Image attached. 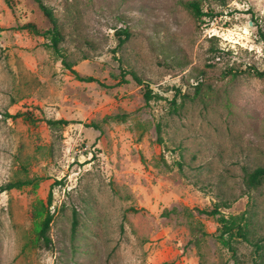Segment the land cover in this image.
<instances>
[{"label":"rangeland","instance_id":"rangeland-1","mask_svg":"<svg viewBox=\"0 0 264 264\" xmlns=\"http://www.w3.org/2000/svg\"><path fill=\"white\" fill-rule=\"evenodd\" d=\"M43 2L60 56L21 29H49L32 0H0V264H235L198 213L218 204L247 219L264 264V182L243 183L264 165V0Z\"/></svg>","mask_w":264,"mask_h":264},{"label":"trees","instance_id":"trees-1","mask_svg":"<svg viewBox=\"0 0 264 264\" xmlns=\"http://www.w3.org/2000/svg\"><path fill=\"white\" fill-rule=\"evenodd\" d=\"M8 3L9 0H4ZM38 7L39 11L41 12L42 16L46 19L49 24V29L44 32H39L33 24H25L22 26L21 29H28L31 33L41 36L48 41L47 47L48 49L52 50L56 55L60 56V44L63 41L61 29L59 27L57 18L54 16V13L51 8L46 6L43 0H32ZM188 8H190L196 17H213L212 14L209 12H203L201 5L198 2L192 1L186 4ZM124 36V39L118 38L119 44L125 42L126 39L129 38V34L126 30L121 31L119 37ZM263 36V34H261ZM86 59V58H84ZM63 66L65 69L69 70L72 74L77 76V73L72 70V67L75 65L74 62H67L66 60L62 61ZM259 77L264 76V69L261 72H256ZM81 81H93L91 78H79ZM140 83L139 80H137ZM151 92L145 94L146 101L148 102L151 99ZM47 124L50 127L55 126H66L67 122L59 120V121H47ZM264 182V165L255 166L251 169L244 170L243 175V183L246 189H256L261 183ZM32 180L26 178L22 180L19 184H8L5 187L1 188L2 191L10 190L13 188L30 185ZM47 207L50 208L52 204V193L51 191L48 193L47 200H46ZM226 204L223 205H214L212 208H205L203 210H198L199 214L216 217L217 224H218V232L220 239H226L225 243L227 248L231 252V257L235 260V264H238L236 260L235 250L231 246V241L233 239H241L243 242L248 243L254 248V251L257 254V259L254 261V264H263V259L260 255L263 245L261 244V240L254 241L253 238L250 237L248 229V222L247 219L241 216H230L225 217L221 214L220 208H226ZM192 216V214H190ZM52 222V214L47 212L44 218L40 222L39 231L37 233V239L40 241L43 246L48 247L51 244L50 237L48 235L50 224ZM77 225L76 213H73V223H72V231L75 230ZM160 264H172L169 261H164Z\"/></svg>","mask_w":264,"mask_h":264}]
</instances>
